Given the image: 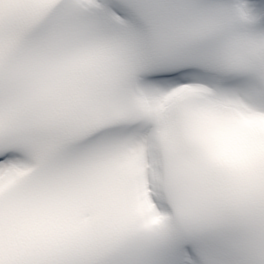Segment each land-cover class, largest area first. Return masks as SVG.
Returning a JSON list of instances; mask_svg holds the SVG:
<instances>
[{
    "label": "snow or ice",
    "instance_id": "6c2138e0",
    "mask_svg": "<svg viewBox=\"0 0 264 264\" xmlns=\"http://www.w3.org/2000/svg\"><path fill=\"white\" fill-rule=\"evenodd\" d=\"M0 264H264V0H0Z\"/></svg>",
    "mask_w": 264,
    "mask_h": 264
}]
</instances>
